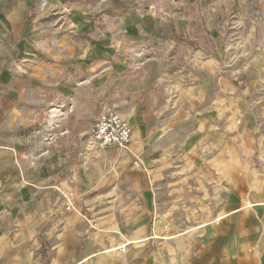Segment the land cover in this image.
I'll use <instances>...</instances> for the list:
<instances>
[{
  "label": "rangeland",
  "instance_id": "rangeland-1",
  "mask_svg": "<svg viewBox=\"0 0 264 264\" xmlns=\"http://www.w3.org/2000/svg\"><path fill=\"white\" fill-rule=\"evenodd\" d=\"M120 2L121 14L158 22L127 53L146 83L125 106L130 147L95 143V119L72 124L62 104L30 119L23 132L31 140L29 165L40 172L27 179L40 196L39 212L32 210L28 220L48 238L39 264H103L123 238H146L156 227L167 236L198 224L209 213L186 212L187 206L205 203L208 210L235 178L240 184L264 179V0H111L106 7ZM64 140L76 169L70 183L54 179L39 159L42 147ZM167 196L184 212L167 207ZM75 206L80 213H72ZM7 231L0 229V264H11ZM73 237L76 243L54 245L55 238ZM63 249H72V257L55 260Z\"/></svg>",
  "mask_w": 264,
  "mask_h": 264
},
{
  "label": "crops",
  "instance_id": "crops-1",
  "mask_svg": "<svg viewBox=\"0 0 264 264\" xmlns=\"http://www.w3.org/2000/svg\"><path fill=\"white\" fill-rule=\"evenodd\" d=\"M110 3L0 0V229L12 235L6 239L11 264H39L42 253H47V236L41 237L28 220L32 210L40 209V196L31 191L27 180L30 174L40 173L29 165L31 140L29 133L23 134L30 119L41 120L61 104L72 124L84 118L96 122L106 108L126 119L131 117L125 113L126 104L145 90L146 83L140 82L136 63L129 61L127 53L138 46L133 39L155 30L158 22L137 13L121 14V2L109 10ZM68 143L42 147L39 159L47 162L46 172L53 170L54 179L58 175L70 183L76 169L65 156ZM63 164L69 166L59 172ZM71 188V193L81 192L76 182ZM219 193V200L208 210L205 203L187 206L191 209L186 212L209 213L198 224L167 236L156 233V224L155 235L123 238L119 246L126 243V248L118 246L103 264H264V179L240 184L235 178ZM165 203L172 211L184 212L176 209L184 206L168 196ZM73 211L80 213L76 206ZM5 212L12 221L5 220ZM146 228L141 232L147 234ZM67 242L76 243V238H55L53 244ZM64 251L68 250L53 258L72 257V249Z\"/></svg>",
  "mask_w": 264,
  "mask_h": 264
},
{
  "label": "built area",
  "instance_id": "built-area-1",
  "mask_svg": "<svg viewBox=\"0 0 264 264\" xmlns=\"http://www.w3.org/2000/svg\"><path fill=\"white\" fill-rule=\"evenodd\" d=\"M93 141L101 146H118L128 149L133 142V130L130 123L117 111L106 108L96 120L92 128ZM141 160L136 157L135 163L140 165ZM72 203L67 204L71 209Z\"/></svg>",
  "mask_w": 264,
  "mask_h": 264
},
{
  "label": "bare ground",
  "instance_id": "bare-ground-1",
  "mask_svg": "<svg viewBox=\"0 0 264 264\" xmlns=\"http://www.w3.org/2000/svg\"><path fill=\"white\" fill-rule=\"evenodd\" d=\"M126 245H127L126 243L125 244H120L119 248L125 247Z\"/></svg>",
  "mask_w": 264,
  "mask_h": 264
}]
</instances>
